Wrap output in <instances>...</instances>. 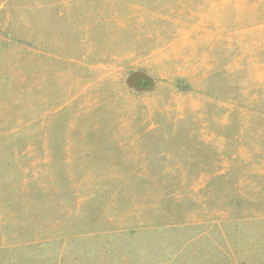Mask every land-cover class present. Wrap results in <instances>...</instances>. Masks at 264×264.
Wrapping results in <instances>:
<instances>
[{
    "label": "rangeland",
    "instance_id": "obj_1",
    "mask_svg": "<svg viewBox=\"0 0 264 264\" xmlns=\"http://www.w3.org/2000/svg\"><path fill=\"white\" fill-rule=\"evenodd\" d=\"M0 264H264V0H0Z\"/></svg>",
    "mask_w": 264,
    "mask_h": 264
}]
</instances>
